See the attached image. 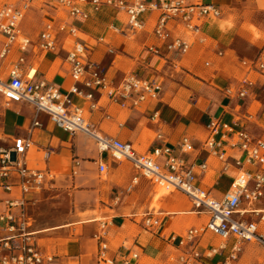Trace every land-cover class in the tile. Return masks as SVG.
<instances>
[{
  "label": "crops",
  "instance_id": "crops-1",
  "mask_svg": "<svg viewBox=\"0 0 264 264\" xmlns=\"http://www.w3.org/2000/svg\"><path fill=\"white\" fill-rule=\"evenodd\" d=\"M194 1L213 4L220 16L197 21L200 33L196 37L190 36L174 21L168 22L173 37L190 43L189 50L181 56L166 52L154 36L157 12L143 15V29L132 34L127 30L124 13L110 8H102L96 13L85 7L89 18L74 24L87 48L86 61L104 69L115 84L133 74L159 84L161 91L155 100L148 99L138 106H132L128 101L124 108L96 93L93 99L96 109L91 110V102L77 97L73 102L83 108L85 120L99 136L128 143L138 154H147L155 146L176 148V156L186 165H194V185L213 198L221 199L238 168L232 159L221 161L204 151L202 143L208 135L206 125L212 118H221L225 122L240 120L250 136L264 141V76L247 73L242 65V61L253 60L264 49V0ZM45 8L53 12L54 18L51 19L55 24L56 18L64 15L33 0L21 24L23 33L33 41L45 23L33 37L26 21L37 11L48 16ZM63 40L61 35L60 43ZM5 42V37L0 35V53ZM151 46L158 47L160 55L150 52ZM67 49L68 46L60 44L54 52L41 53L31 46L23 54L24 71L33 70L36 80H45L67 92L74 84L66 62ZM20 55L13 45L1 61L0 72L5 73ZM245 76L253 82L247 97L243 100L225 97L224 90L237 88ZM33 118L34 111L30 106L5 105L0 96V150L11 146L15 137L29 135L32 146L24 158L26 166L54 174L52 182L26 197V210L31 218L29 230L45 258L43 264H104L98 262L101 242L107 246V257L118 260L120 254L131 251L121 245L123 242L133 239L136 245L142 238L138 229H141L140 225L144 226L138 220L144 215L151 216L156 225L150 229L144 227L146 230L143 231H152L179 254L177 242H172L171 238L178 240L188 230L202 228L207 223V215L193 210L189 199L179 192L170 193L158 201L160 207L157 210L152 208L155 186L143 178L131 192H126L138 172L127 161L114 162L109 153H99L95 141L87 135L63 132L44 114L37 116L41 127L29 134ZM182 137L190 139L193 152H179L177 145ZM225 150L227 155L239 157L237 152ZM202 162L207 165L205 171L197 167ZM99 163L106 165L103 174L98 171ZM9 182L16 184L17 180L12 178ZM68 196L70 199L66 201ZM19 197L20 189L16 185L10 191L0 188V215L8 211V201ZM59 197L65 202L50 200ZM77 208L81 214L87 213L84 221L74 213ZM171 209L175 213H169ZM252 209L264 210V199ZM96 215L102 221H97ZM251 215L258 219H250ZM244 219L258 222L259 216L247 214ZM79 225H84L83 236L75 233ZM99 227L104 229L100 233L97 232ZM258 230L264 235V223H258ZM101 234L102 239H98ZM4 235L0 224V239ZM113 241L121 245L116 250L111 249ZM233 242H223L214 234L205 232L199 238V250L204 253L209 248L225 245L226 249L220 254L206 260L209 264H221ZM251 247V242H242L238 259L231 264H244L250 259ZM5 254L8 252L0 247V259Z\"/></svg>",
  "mask_w": 264,
  "mask_h": 264
},
{
  "label": "built area",
  "instance_id": "built-area-1",
  "mask_svg": "<svg viewBox=\"0 0 264 264\" xmlns=\"http://www.w3.org/2000/svg\"><path fill=\"white\" fill-rule=\"evenodd\" d=\"M64 14L55 21L45 23L36 41L27 37L21 24L31 9L33 0H15L7 2L0 0V35L6 39L0 53L1 61L7 56L10 48L15 45L21 53L5 73L0 72V96L5 105L20 104L30 106L34 118L29 128V134L35 128H40L37 120L39 114H44L54 127L63 132L82 133L92 138L99 153L110 154L114 162H129L138 172L126 192H131L138 185L140 178L153 184L159 191L167 194L179 192L190 201L193 210L204 212L207 223L199 229L188 230L177 242L179 254L176 264H209L211 260L226 249L221 244L209 248L204 253L199 250V238L210 232L223 242L233 240L227 256L221 264H231L238 259L242 242H253L264 248V235L258 230V223H264V210H253V206L264 199V141L255 139L246 131L240 120L225 122L221 118H212L206 125L207 137L202 148L221 161L232 159L238 168V173L232 179L229 189L221 199L213 198L209 193L194 185L193 167L186 165L175 155L176 148L170 146H155L147 154H138L130 144L116 139L99 136L94 128L85 120L81 106L73 102L77 97L85 102H91V110L96 109L93 102L94 94L104 96L113 103H119L122 108L130 101L132 106H138L148 99L155 100L161 91V86L155 82L141 79L133 74L126 75L118 84L110 79L104 69L96 63L86 61L87 48L80 39V31L75 26L76 21H86L89 13L85 7L99 12L102 8H110L117 13L126 15L127 30L134 34L144 27L142 16L157 12L158 17L153 28V34L162 44L166 52L184 55L190 48V43L180 37H173L168 28V22L174 21L192 37L200 33L196 23L207 18H218L220 12L213 4H204L194 0H36ZM64 40L60 43L59 37ZM68 46L66 62L73 86L62 92L45 80L35 79L34 71H24L23 56L32 46L41 53L54 52L59 45ZM149 51L160 55L158 47L151 46ZM247 73L256 72L264 76V49L259 51L251 61H242ZM253 82L244 77L237 88L224 90L225 97L243 100L247 97ZM30 136L15 137L8 149L0 150V188L10 191L16 185L20 189V197L6 203L8 211L0 215L5 235L0 239V247L8 252L0 259V264H43L45 258L37 247L34 234L29 230L31 218L27 214L26 197L32 192L41 190L54 180V174L49 171L30 169L25 164V155L31 148ZM182 154L194 151L189 138L182 137L177 145ZM237 152L239 157L227 155L226 150ZM162 159V163L159 160ZM77 165V164H76ZM201 171L207 165L197 164ZM245 167H248L245 169ZM100 174L106 172L104 163L98 164ZM76 174V171H73ZM17 183H10V179ZM256 214L258 222L244 219V215ZM142 221L146 229L156 225L149 215H144ZM103 234L98 236L102 239ZM104 242L99 245L98 262L104 264H133L139 258L137 253L128 251L120 254L119 259H110L106 254ZM50 261L49 259H46Z\"/></svg>",
  "mask_w": 264,
  "mask_h": 264
},
{
  "label": "rangeland",
  "instance_id": "rangeland-1",
  "mask_svg": "<svg viewBox=\"0 0 264 264\" xmlns=\"http://www.w3.org/2000/svg\"><path fill=\"white\" fill-rule=\"evenodd\" d=\"M44 11L48 13V16H44V13H39L37 11L35 12V15L30 16L26 21L28 28L31 29V32L33 33V37L38 34V31L41 29L44 23L48 21H52V19L54 18L53 12H51L50 10L46 8ZM124 21H126V18ZM256 36L257 35H255V37ZM101 180L104 181L105 179L102 178ZM153 195H154V199H153V204L151 205V207L157 210L160 207L158 204V201L163 199L168 194L158 191L155 188L153 190ZM69 199L70 198L68 196V199L66 201H68ZM50 200L51 201L57 200V202H65V199L61 197L57 199H50ZM74 213L77 214V217L80 221H84L86 219L85 217L87 216V213L81 214L78 208H77V211H75ZM169 213H175V210L171 209ZM95 217L98 218L97 221L99 222L102 221L99 219L100 217L99 215H96ZM250 219H253L256 221L258 217L255 215H251ZM83 226L84 225H79L76 227L75 233L77 234V236L84 235L85 232H84ZM99 228L97 230L98 233L104 230V229H101V227ZM140 228L141 229H138V233L142 235V238L139 239V242L136 245H135L136 241H133V239H130L128 242H123V244H121L125 246V248H129L131 251H134L135 253L138 254L139 258L133 264H176L175 259H176L177 254H176V251H174V249L172 248V246L168 244L167 242H164L162 238H159L158 236L153 234L152 231H147V233H145L143 230H146V229L142 227L141 225H140ZM86 242L89 243L88 240H86ZM251 244H252V247L249 252V254H251V257L250 259L246 260L244 264H249L251 262H253L251 264H264V249H262L261 246L257 245L256 243L251 242ZM121 245H119L117 241H113L110 246L112 250H116Z\"/></svg>",
  "mask_w": 264,
  "mask_h": 264
},
{
  "label": "bare ground",
  "instance_id": "bare-ground-1",
  "mask_svg": "<svg viewBox=\"0 0 264 264\" xmlns=\"http://www.w3.org/2000/svg\"><path fill=\"white\" fill-rule=\"evenodd\" d=\"M159 191H161V190H159ZM161 192H164V191H161ZM164 193H166V192H164Z\"/></svg>",
  "mask_w": 264,
  "mask_h": 264
}]
</instances>
